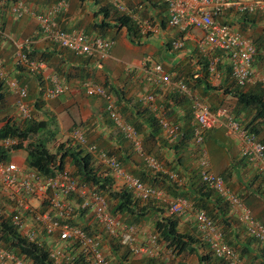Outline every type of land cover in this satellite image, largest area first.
Wrapping results in <instances>:
<instances>
[{"label":"built area","instance_id":"built-area-1","mask_svg":"<svg viewBox=\"0 0 264 264\" xmlns=\"http://www.w3.org/2000/svg\"><path fill=\"white\" fill-rule=\"evenodd\" d=\"M161 1L166 7L169 27L177 29L180 33L192 31L201 33V37L197 39V48L205 57H209L208 69L211 74L216 73L218 62V58L211 57V53L219 51L229 62L236 85L246 87L251 83L259 82L264 87V76L255 79L253 71L257 57L261 56L264 59V49L260 50L250 39L215 18L218 12L231 9L250 14L264 13V0ZM109 2L118 13L130 16L137 24L141 36L155 32L154 26L141 17L140 13L143 11L141 5L138 4L135 10H132L123 0H109ZM68 9L66 0H58L40 12L33 10L22 0L9 4L11 15L17 19L29 16L37 23L34 37L19 42L6 35L0 28V36L15 49L16 66L24 67L36 75H42L47 69L45 62L32 61L23 52L24 47L34 44L36 39L55 44L78 56L93 57L98 61H105L110 57L114 41L61 29L57 19L66 14ZM182 46L181 41L172 43V48L175 50L181 49ZM142 68L154 83L162 86L164 91L176 92L188 100L195 125L192 143L198 148V166L202 181L229 204L231 212L245 227L246 234L259 245L264 246V225L252 218L243 200L226 187L223 178L211 172L207 153L203 148L204 134L207 131L224 128L229 134L236 135L241 140V156L264 173V144L256 136L248 134L225 109L212 111L185 82L173 79L161 64H154L152 68L145 65ZM132 70L131 67L127 69L128 72ZM47 80L51 85H47L43 91L44 100H53L67 90L58 77L51 76ZM0 81L4 82V85L16 96L15 105L18 115L22 119H30L31 114L26 102L27 86L21 85L18 81L8 80L1 59ZM82 88L87 97L96 96L103 100L104 109L113 126L133 145L136 154L146 165L153 171L161 170V165L152 156L145 154L140 135L118 111L114 97L104 87L90 81L84 82ZM155 99L152 92H146L140 98L144 106L150 107L155 112L163 136L168 141H173L177 138L180 127L166 116L162 108L156 106ZM70 138L80 146H87L93 161L103 165L113 177L115 184L130 190L136 199L167 203L169 213L177 217L185 216L190 211L189 205L184 200L166 199L161 190L150 187L129 174L115 157L96 151L93 145H87L85 137L78 128L71 132ZM9 143V140L6 141V144ZM171 178L176 177L171 175ZM0 195L6 201L5 212L12 214V224L17 227L21 236L30 242L37 240L39 244L49 241L51 256L56 260L65 257V249L72 248L77 254L81 253L84 256L87 264H111L98 238L89 235L85 230L92 224H97L110 237H118L120 244L129 246L135 255L150 254L156 250L157 235L149 234L144 241L138 242L137 225H130L112 216L108 211L105 197L95 187L78 183L77 179L65 169L46 176L23 163L20 165L12 161L0 162ZM81 221L84 223L80 224ZM193 221L213 257L224 260L226 264H245L238 253L224 241L222 231L204 212H195ZM0 264L26 263L14 253L0 248Z\"/></svg>","mask_w":264,"mask_h":264},{"label":"trees","instance_id":"trees-1","mask_svg":"<svg viewBox=\"0 0 264 264\" xmlns=\"http://www.w3.org/2000/svg\"><path fill=\"white\" fill-rule=\"evenodd\" d=\"M17 1L19 0H0V11H2L4 7H7V11L10 14L9 4ZM125 1L128 4V8L132 10H135L133 4L137 2L141 6L142 4L147 5V7H155L156 3L164 5L161 0H138L137 2L135 0ZM100 9L101 14L103 15V19L99 25L100 30L110 27L115 31L124 30L128 42L138 47L142 46L146 39L152 37V33L141 36L137 24L130 18V16L118 13L112 7L109 0H107V4ZM226 12L230 11L218 12L215 17L217 21H219V18ZM238 13L244 18L252 15L246 12ZM166 22L168 23V21H165V18H163L161 22L162 28H164ZM96 37L104 38L102 35ZM53 45L57 46L55 44ZM170 45L172 48V43ZM28 46L30 47L32 45ZM28 46H26L23 51L27 54L29 59L46 63L49 55L48 53L39 54L35 49H28ZM60 49L70 53V55L73 56L71 59L75 58L74 60L86 59L87 61L94 60L97 63L103 62L101 60L98 62V60L93 57L78 56L69 50ZM177 51H179V49ZM221 54L223 55V53L219 52L218 55H215L219 60L216 65V71H218ZM199 64L201 70L204 72V77H207L210 74L208 60L200 61ZM229 69L231 72L230 66ZM229 69L228 73L231 74ZM54 76L58 77L64 86L67 85L64 82L65 76L63 72ZM78 81L80 82L79 87L83 90L82 84L88 80L79 79ZM178 81L187 83L185 80ZM199 83H201V81L197 80L195 82V87ZM47 85H51L48 80L47 84L40 89L39 95L41 94V96H39L38 99L43 98L42 94ZM3 86L4 82L0 81V104L4 101V97L6 96L3 93ZM101 86L104 87L112 97H114L118 111L122 114L125 121L134 127L140 135L145 154L152 156L161 165V170H151L144 160L136 154L133 145L125 140L123 135L116 129L115 131L111 128L116 132L114 133V136H116L118 148H111V146L105 141L99 142V139L95 140L97 141L95 142L94 140H91V135H88L87 132L79 129L85 137L87 145H93L96 151L115 157L123 169L139 179L142 183L161 190L165 194L166 199L184 200L190 207L188 214H192L193 216V213L195 212H204L216 227L222 231L224 241L238 253L239 258L245 264H255L254 258H251L250 256L253 252L254 243L258 245V251L260 250L264 256V246L259 245L250 236L246 235L243 242L241 239L239 240L236 235L235 237H232V235H234L232 232L233 221L229 216L231 210L229 204L216 191L209 188L207 184L202 181L201 170L198 166V148L192 143V135L195 125L192 121L188 100L176 92H167L162 99H158L156 94L152 92L156 97V106L162 108L166 113V116L180 127L177 138L173 141H168L163 136L156 114L150 107L144 106L139 98L133 102L124 101V91L121 88L112 87L107 82ZM221 87L222 86L217 87L207 84L204 93L207 94L209 91H218L222 89V94L224 96L233 97L237 105L244 111V115L249 113L253 114V119L249 124H244L241 121H238L235 117L233 119L238 122L248 134L257 137L258 130L255 129L253 124L258 120L264 122V87H262L261 84H255L254 87L248 89H245L246 87H239L236 84H234V86ZM97 98L100 99L99 97ZM100 100L103 102L102 99ZM37 104L39 105V103ZM14 107L18 117L15 116V118L6 119L0 127L1 163H9L14 152L26 151L24 164L27 167L39 171L43 175L51 176L58 171L64 170V161L68 159L72 167V177L76 178L80 184L95 187L105 197L108 211L112 216L121 219L122 216L125 215L128 219L121 220L130 225H137V222L145 219L149 214L155 217L153 223L154 231L151 234L157 235V247L156 250L152 251L150 254L135 255L129 246L120 244L118 237H110L101 227L97 226V224H92L86 227L85 230L89 235L98 238L103 247V252L111 264H188L183 258L186 255L192 257L196 256L198 264H226L224 260L213 257L207 244L204 243L203 238L198 231L196 232L195 230L194 234H186L181 233L178 230L179 219L185 216L177 217L170 214L167 203L160 204L161 202L157 200L140 201L136 199L133 193L127 188L117 187L113 177L103 165V168L101 169L94 166L93 158L87 149V146H80L77 143L76 145L62 143L58 146V151L56 153H50L47 149V136H52V138L55 137V131L51 129V119L34 121L31 116L30 119H22L18 115L16 105H14ZM37 108L39 107L37 106ZM101 118L107 126L112 127V122L105 109L101 114ZM8 140L10 143L6 144V141ZM190 145L193 149L188 150L187 152L194 156L195 168L192 169L190 176L188 175L185 177L179 175V172L174 169L182 165L181 157H177L178 154L182 150H187ZM166 152H172L174 153V156H176V159L178 158L177 161L175 160L176 166L174 168L167 169L165 164L162 165L161 156ZM135 156L139 159H136ZM243 159L245 158L243 157ZM248 163L251 164L250 162ZM164 166H166V169ZM171 175H175L176 178H171ZM3 212L0 211L1 249L14 253L26 264H87L84 256L81 253L77 254L72 248L65 249V257L56 260L51 256V246L48 243L49 241L46 240V242H43L42 244H39L37 240L33 242L28 241L25 237L21 236L17 227L12 224V214L9 215L6 212ZM83 223L84 221H81L80 224ZM193 224L195 225L194 222ZM194 228H196V225ZM199 250H206L207 253L199 252ZM255 257L257 258V256ZM262 263L256 262V264Z\"/></svg>","mask_w":264,"mask_h":264},{"label":"crops","instance_id":"crops-1","mask_svg":"<svg viewBox=\"0 0 264 264\" xmlns=\"http://www.w3.org/2000/svg\"><path fill=\"white\" fill-rule=\"evenodd\" d=\"M22 1L33 10L40 12L58 0ZM123 1L128 6L126 1ZM135 1L137 2L138 0ZM241 1L249 2L251 0ZM67 2L69 5L67 13L57 19L62 30L66 32H82L90 36L102 35L106 39L114 40V46L111 49L109 59L102 63H97L94 60L71 59L73 56H71L70 53L41 39H36L32 46L27 47L28 49H35L39 54H49L46 60L47 69L42 75L33 77V83L27 85L29 96L39 95L40 89L44 87L49 77L61 74V72H63L65 76V81H63L67 84V91L62 96L55 98L56 100L51 101V103L48 101L43 103V109L45 108V111L50 113L49 118L52 120V123L54 121L55 126L51 125V127H55V136H59L60 139L62 138L63 140L69 138L70 134L64 135L65 124L61 121L60 116L63 115L65 111L70 110L81 114V116L78 117V124L81 126L78 128L77 125L76 128L91 135V140L95 141L99 139V142L105 141L111 148H118V142L116 136H114L116 132L111 129L113 128L115 130L116 128L113 125L112 127L107 126L101 118V114L104 112L103 102L97 97H87L79 87L80 82L78 80L86 79L100 85H104V83L107 82L112 87L121 88L124 91V101L126 102H133L138 100V98L140 99L146 91L154 92L158 99H162L167 92L173 91H164L162 86L154 83L153 79L146 74L142 68V66L145 65L146 67L148 66V68H152L154 64H161L164 70L167 71L173 79L185 80L194 94L200 96L211 110L223 108L228 112V115L233 118L235 117L244 124H249L253 119L252 113L244 115V111L237 105L233 97L224 96L222 94V89L218 91H209L207 94L204 93L207 84L217 87L222 86L221 88L234 86L235 83H233L232 76L228 73L229 62L226 57L221 54L218 71H216L215 74L210 73L207 77H204V72L201 70L199 62L208 60L209 57H205L197 48V39L201 37V33L199 31L180 33L177 29L169 27L167 22L164 28H162V19L165 18V21H168V15L164 5L161 3H156L155 7H147V5L142 4L143 11L140 15L145 20L152 22L151 25H154L155 32L152 34V37L144 41L142 46L138 47L128 42L124 30L115 31L112 27L100 30L99 25L103 19L100 8L107 4V0H68ZM228 11L230 12L224 13L219 18V21L228 23L233 30L250 39L260 50L264 49V13L257 12L256 14L244 18L238 13L239 11L237 12L235 9ZM12 17V20L17 22L6 24L4 20L2 21V24L7 27L8 36L11 38L19 37L25 33L29 24H27V22L30 19L34 21L36 26L35 29H37V23L31 17L25 16L21 19H17L14 16ZM35 32L36 30L33 33V37ZM16 41L19 42L21 40L17 39ZM175 41H181L183 44L179 51L171 48L170 44ZM0 48L4 49V52L0 54L2 57L1 60L10 65L11 72L10 77H7L8 80H19L20 83L28 80L30 76L27 75V72L29 71L24 67H17L14 65L15 59H13V57L15 56V49L14 53L10 56V48L12 47L10 43L8 41L5 42V39L1 36ZM116 48L118 49L116 50ZM139 50L142 52L141 55L139 54ZM123 51L133 52L137 55L133 57L134 61L138 62V65L134 67L127 65L133 68L132 72H128L127 66L124 67L122 65L123 62L116 58V55L124 57L122 54ZM216 54L218 55L219 52L213 51L211 57H215ZM253 71L255 79L264 76V59L261 56L257 57L253 65ZM13 78L15 80H13ZM197 80L201 81V83L197 84L195 87V82ZM255 84H259V82L251 83L247 85L245 89L254 87ZM2 89L4 95H14L7 86L4 85ZM74 119L77 122L76 117ZM253 126L258 130L257 139L264 143V122L258 120L254 122ZM203 148L207 153L211 172L221 176L225 181L226 187L243 200L252 218L264 225V173L259 170V168L249 164L247 159H243L241 156V140L236 135L229 134L226 129L218 128L205 134ZM191 149L193 148L190 145L187 150H182L177 156L181 157L182 165L176 167L174 170H177L181 176H190L192 169L195 168L194 156L187 152ZM135 158L139 159L136 156ZM177 159L174 153L166 152L161 156V163L162 165L165 164L167 169L174 168L176 166L175 160L177 161ZM12 160L13 156L10 158V161ZM22 163L24 164V158L22 159ZM166 166H164L165 169ZM181 181L183 182L182 179ZM115 185L119 187V184ZM229 216L233 221L232 232L234 235H232V237L236 235L238 239H241L243 242L244 237L247 235L245 227L238 221V218L231 210ZM190 218L185 216L179 219L178 230L181 233L194 234L195 230L197 232V229L194 228L193 217ZM121 219L127 220L128 218L123 215ZM154 221L155 217L149 214L145 219L137 222L139 231L138 242H142L149 234L153 233ZM199 252L207 253L206 250H199ZM250 256L254 258L255 264L256 262H263L262 264H264V256L260 250L258 251V245L256 243L253 245V252ZM255 256H257V258ZM193 257L194 259L191 257L189 260L185 261L188 264H198L197 257Z\"/></svg>","mask_w":264,"mask_h":264},{"label":"rangeland","instance_id":"rangeland-1","mask_svg":"<svg viewBox=\"0 0 264 264\" xmlns=\"http://www.w3.org/2000/svg\"><path fill=\"white\" fill-rule=\"evenodd\" d=\"M68 1V0H66ZM75 1V0H74ZM135 5L137 3H134ZM133 4V5H134ZM134 5V6H135ZM13 17L10 16L9 12L7 11V7L4 8L2 11H0V28L2 31H4L7 35H9L7 32V27L4 26V24H2L3 20H4V23H10V22H17V21H14L12 20ZM29 19V18H28ZM27 19V20H28ZM29 23V24H28ZM149 23L151 24L152 22L149 21ZM28 26H27V31L25 33H23L22 35H20L19 37H12L13 39L17 40V39H20V40H24V39H27V38H33V33L34 31L36 30V26H35V23L34 21H32L31 19L27 22ZM154 26V25H152ZM3 27V28H2ZM4 41V40H3ZM7 40H5L6 42ZM10 46L12 48H10V53L9 55L11 56L12 53H14V47L13 45L10 43ZM118 48H116L117 50ZM1 52H4V49L0 48V54ZM121 52V51H120ZM121 54V53H120ZM122 54L124 55V57H121V55H116V58L117 60L119 61H122V65L124 67H126L127 65H130L132 67L134 66H137L138 65V62H135L134 61V57L133 56H137L135 55L133 52H126V51H123ZM139 54L141 55L142 52L139 50ZM147 55V53H146ZM15 58V56L13 57V59ZM140 58V57H139ZM0 59H2V57L0 56ZM11 61V59H10ZM3 65H4V69H5V73H6V76L7 77H10V72H11V69H10V65L9 63L7 62H3ZM128 69V66L126 67ZM44 73V72H43ZM27 75H29L30 77H28V80H25L23 81L22 83H20V81L18 80V82L22 85H28V84H32L33 81H32V78L36 76V74L34 75L33 73L31 72H27ZM42 78V77H41ZM13 80H15L13 78ZM47 84V81L46 83ZM28 87V86H27ZM41 96V94H40ZM39 95H31L29 96L28 94V97L26 99V102L28 103L29 105V108H30V113H31V118L34 119V121H39V120H42V119H50V113H48L47 111H45V108L43 109V106H44V102L48 101L49 103H51V101L53 100H56V99H53V100H43V98L41 99H38ZM15 102H16V97L12 94L10 95H7L4 97V101L0 104V127L3 125L4 121L6 119H10V118H15L18 117L17 116V113L15 112ZM39 103V105L37 104ZM37 106L39 108H37ZM85 113V112H84ZM83 114V113H82ZM87 114V113H85ZM74 115V116H73ZM81 116V114H78V112H74V111H65L63 113V115L60 116L61 118V121L64 122V126H65V132H64V135H68V134H71V131L73 129H75L78 125V128H80V124H78V117ZM76 117L77 119V122L76 120L74 119ZM64 118V119H63ZM17 119V118H16ZM52 121V120H51ZM56 123V122H55ZM75 123V124H73ZM51 125H54V121L53 123H51ZM68 127V128H67ZM72 127V128H71ZM71 128V129H70ZM51 129L53 131H55V127H51ZM60 135V134H59ZM48 137V141H47V149L49 150L50 153H56L58 151V146L62 143H66L68 145H76V143L74 142V140L72 138H67V139H60L59 136H55L52 138V136H47ZM51 139V140H50ZM13 156V160L12 162L14 163H19L20 165H22V159L26 157V151H18V152H14V154L12 155ZM94 166L96 168H103L102 165L98 164V163H95L94 162ZM64 169L67 170L68 172H72V167H71V164L69 162V160H65L64 161ZM5 199L0 195V211L3 212V207H4V212H5ZM160 204H164V203H160ZM3 212V213H4ZM186 216V215H185ZM188 218L190 217H193L192 214H188L187 215ZM191 219V218H190ZM192 256H189V255H186L184 257L185 260H189V258H191ZM194 259V257H192ZM190 262V261H189Z\"/></svg>","mask_w":264,"mask_h":264},{"label":"clouds","instance_id":"clouds-1","mask_svg":"<svg viewBox=\"0 0 264 264\" xmlns=\"http://www.w3.org/2000/svg\"><path fill=\"white\" fill-rule=\"evenodd\" d=\"M106 39V38H105ZM109 59V58H108ZM28 89V88H27ZM113 125V124H112ZM72 132V131H71ZM130 174V173H129ZM210 251V250H209Z\"/></svg>","mask_w":264,"mask_h":264}]
</instances>
